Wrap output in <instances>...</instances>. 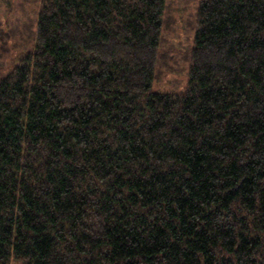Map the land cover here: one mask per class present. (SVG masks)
<instances>
[{"label": "trees", "instance_id": "obj_1", "mask_svg": "<svg viewBox=\"0 0 264 264\" xmlns=\"http://www.w3.org/2000/svg\"><path fill=\"white\" fill-rule=\"evenodd\" d=\"M166 7L42 0L0 76V264H264V0H199L178 94Z\"/></svg>", "mask_w": 264, "mask_h": 264}, {"label": "rangeland", "instance_id": "obj_2", "mask_svg": "<svg viewBox=\"0 0 264 264\" xmlns=\"http://www.w3.org/2000/svg\"><path fill=\"white\" fill-rule=\"evenodd\" d=\"M41 7L42 0H0V76L32 50ZM198 9L199 0H167L154 91L178 94L186 87Z\"/></svg>", "mask_w": 264, "mask_h": 264}]
</instances>
